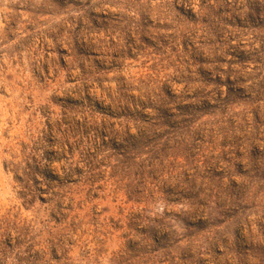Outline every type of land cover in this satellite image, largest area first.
Wrapping results in <instances>:
<instances>
[{
  "label": "clouds",
  "instance_id": "9594fccd",
  "mask_svg": "<svg viewBox=\"0 0 264 264\" xmlns=\"http://www.w3.org/2000/svg\"><path fill=\"white\" fill-rule=\"evenodd\" d=\"M0 264H264V0H0Z\"/></svg>",
  "mask_w": 264,
  "mask_h": 264
},
{
  "label": "rangeland",
  "instance_id": "374dc122",
  "mask_svg": "<svg viewBox=\"0 0 264 264\" xmlns=\"http://www.w3.org/2000/svg\"><path fill=\"white\" fill-rule=\"evenodd\" d=\"M44 202H45V200H44V198L42 197V198H41V203H44Z\"/></svg>",
  "mask_w": 264,
  "mask_h": 264
}]
</instances>
